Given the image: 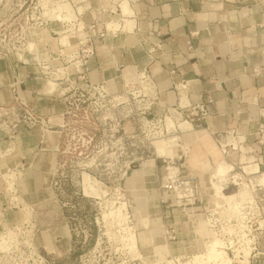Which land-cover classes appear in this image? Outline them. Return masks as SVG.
Returning <instances> with one entry per match:
<instances>
[{
  "label": "crops",
  "instance_id": "obj_1",
  "mask_svg": "<svg viewBox=\"0 0 264 264\" xmlns=\"http://www.w3.org/2000/svg\"><path fill=\"white\" fill-rule=\"evenodd\" d=\"M68 4L71 15L79 17L86 27L103 21L100 28L108 31L88 61L90 83L104 84L119 99L127 83L138 81L139 74L147 72L152 78L149 92L157 98L149 116L160 118L172 109L189 110L201 104L207 107L205 119H186L194 131L180 135L184 145L178 147L183 155L172 159L186 169L183 173H192L206 208L224 201L215 195L211 171L195 166L201 162L192 164L193 156L202 154L216 166V156L208 144L219 146L223 140L228 146L232 141L228 134L235 130L239 150L229 149L227 154L222 152L223 158H217L232 167L260 169L256 133L264 114V78H255L253 70L263 60L264 0H69ZM109 21L119 23L120 28H109ZM74 38L64 27L55 25L33 32L31 43L37 57L26 56L22 63L0 55V230L17 224L20 217L10 206L13 195L5 175L15 177V189L28 204L39 205L50 198L44 192L45 176L60 159L62 129L69 123V83L81 71L69 63L81 59ZM68 39L71 47L62 49L60 42ZM189 40L192 49L188 48ZM159 44L161 48L150 54ZM20 94L41 116L54 118L51 136L41 127L19 123L15 137L10 138L13 118L6 112ZM183 114L186 118L187 113ZM258 178L254 177V182L260 185ZM258 188L264 190V186ZM166 207L172 208L166 218L173 215L177 235L186 233L185 224L200 209L176 206L175 198H170ZM195 229L199 236L207 235L205 222L200 221ZM65 238V247L71 248L70 238Z\"/></svg>",
  "mask_w": 264,
  "mask_h": 264
},
{
  "label": "rangeland",
  "instance_id": "obj_2",
  "mask_svg": "<svg viewBox=\"0 0 264 264\" xmlns=\"http://www.w3.org/2000/svg\"><path fill=\"white\" fill-rule=\"evenodd\" d=\"M66 10L73 17L70 5ZM113 23L109 21L108 27L120 28ZM51 88L55 89L54 84ZM89 101L76 116L67 115L60 159L45 176L49 199L28 204L15 189V177L5 175L13 195L10 206L20 217L17 224L0 230V264H264V190L258 189L254 197L246 184L223 191L228 177L240 175L243 166H234L231 172L233 167L217 158L223 156L220 147L202 141L215 154L217 164L212 167L202 154L194 155L192 164L201 162L195 166L211 171L215 195L232 208L239 202V211L220 212L212 223L199 209L185 224L186 233L177 235L173 215L166 218L172 208L166 207L169 201L162 203L161 185L169 167L178 170L179 164L173 165L172 159L183 155L180 135L194 131L193 126L181 122L176 126L180 133L173 129L170 134L164 127L165 136L170 137L153 141L151 133L160 130L143 127L138 107L127 111L124 105L113 109L104 103L94 108ZM168 124L175 125L171 118ZM259 146L260 169L245 170L253 183L258 176L264 186V146ZM155 148L166 158L159 159ZM221 167L225 169L219 174ZM200 221L205 222L207 235L196 232ZM66 236L71 248L65 247ZM214 241L221 243L218 250L227 262L206 258V244Z\"/></svg>",
  "mask_w": 264,
  "mask_h": 264
},
{
  "label": "built area",
  "instance_id": "obj_3",
  "mask_svg": "<svg viewBox=\"0 0 264 264\" xmlns=\"http://www.w3.org/2000/svg\"><path fill=\"white\" fill-rule=\"evenodd\" d=\"M69 0H11V6L7 10L6 15H0V55L4 57L20 56V61L23 63L26 61V52L28 51L29 44L32 42L33 32L35 30H46L59 25L64 27L66 32H70L75 36V42L77 49H80L81 59L80 61L71 60L69 63L76 64V68H80L76 80H72L69 83L71 97L69 100V109L67 115L75 113L77 111H83L84 105L89 101L92 107L97 108L99 104H111L110 107L117 108L118 105H124V108L132 109L137 108L142 115V125L144 128H152L163 132L167 128L165 126L166 116L160 118H148L152 105H154L157 98L152 96L149 89L144 86H149L152 82V78L147 72H142L138 76V81L127 83L124 87L122 97L115 99L104 84H92L88 81L89 66L88 61L94 55L96 46L103 41L107 36V28L101 29L100 26L104 25L103 21H94L89 26H85L82 20L73 16L68 17V12L64 9V5ZM6 3V0H5ZM4 7V6H3ZM64 37L61 36V40ZM62 49H66L67 46L71 47V41L68 39V43L60 42ZM188 48L192 49L191 40L187 42ZM161 44L152 48L149 53L153 54L157 49L161 48ZM263 60L260 64H257L253 70V76L257 79L264 78V52ZM78 62H81L78 64ZM44 68H47L43 64ZM187 85L184 84V87ZM88 95V97H87ZM121 100V101H119ZM137 100H139V106H136ZM120 102V103H119ZM117 103V104H115ZM119 103V104H118ZM74 105L76 108H74ZM103 107V105H102ZM181 116H184V112L187 113L186 119L193 120L198 118L199 120L205 119L209 112L204 104L192 107L191 109L179 110ZM9 116H12L11 125L12 130L8 132L10 138H14L16 134V128L19 123L25 124L29 128L41 127L45 131L51 130L50 118L41 116L36 109L27 100H23L20 95H17L10 106V110L6 112ZM165 127V130L163 128ZM229 145L223 144V140H220L219 146L224 154L228 153V150H239V142L237 140L238 132L233 130L229 134ZM257 142L259 145L264 146V114L259 122V129L256 133ZM159 159L165 157L158 156ZM175 165V162H172ZM170 168V167H169ZM169 168L168 174L164 178L161 185L164 201L167 203L171 196L176 200V206L200 208L205 211L206 215H209L212 223L217 222L216 216L220 212L232 210L233 212L239 211V202L235 208H232L230 204L224 201L221 206L215 205L213 208H206L202 204L203 192L198 186L196 179L192 174H184L180 171L172 173ZM235 171V167L231 172ZM172 173V174H171ZM242 174V175H241ZM239 175L229 176L228 181L225 182L223 188L226 192L230 185L238 186L246 184L252 190V194L257 192L261 185H257L252 182L253 178L247 174L245 167H242V172ZM215 220V222H213ZM213 229L216 226H211Z\"/></svg>",
  "mask_w": 264,
  "mask_h": 264
},
{
  "label": "bare ground",
  "instance_id": "obj_4",
  "mask_svg": "<svg viewBox=\"0 0 264 264\" xmlns=\"http://www.w3.org/2000/svg\"><path fill=\"white\" fill-rule=\"evenodd\" d=\"M67 5H69L68 3H66L63 7H64V9L66 10V8H67ZM4 6V7H3ZM10 6H11V0H6V3H5V0H0V8H2V12H1V10H0V15H2V16H4V15H6V13H7V10L10 8ZM65 6H66V8H65ZM67 11V10H66ZM70 11H71V9H70ZM68 12V11H67ZM114 24V23H113ZM119 24V23H118ZM129 24H131V23H129ZM129 24H127L125 27H124V30H125V28L129 25ZM120 26V25H119ZM68 42V41H67ZM26 56H36V53H35V46L33 45V43H30L29 44V47H28V51L26 52ZM12 57H15L16 59H20V57H21V55L19 56H14V55H12ZM37 57V56H36ZM51 84H54L53 82L51 83ZM54 86H55V84H54ZM145 88H147V89H150L149 88V86H144ZM21 96V98L23 99V100H27L28 101V99L23 95V94H20ZM169 118H171L173 121H174V123H175V125L174 126H169V124H168V120H169ZM53 120H54V118L53 117H51L50 118V122H52L53 123ZM181 122H186V123H188V124H191L190 122H188V121H186L185 119H182L181 118V113H179V111H177L176 109H172L171 110V114L170 115H168L167 117H166V122H165V126H166V128H167V131H168V133L170 134V131H171V133H172V131H173V129H174V133H176V132H178L179 131V129H177L176 128V126H178L179 125V123H181ZM170 123V122H169ZM170 125H171V123H170ZM192 125V124H191ZM193 126V125H192ZM194 128V127H193ZM46 135H48V136H51V134H52V132L50 131V130H46ZM179 133H180V131H179ZM182 134V133H181ZM151 136H153V141L154 140H157V139H159V138H163V139H168L170 136H165V131L163 132V135H162V131H156V132H154V133H151ZM152 144H153V146H154V143L152 142ZM155 147V146H154ZM220 147V146H219ZM155 150H156V148H155ZM156 153H157V155L160 157V155L158 154V152H157V150H156ZM166 158V157H165ZM225 168H220L219 170H218V172H219V174H221V173H223V170H224ZM169 170L172 172V173H176L178 170H176V172H173V170H171L170 168H169ZM171 173V174H172ZM13 189V188H12ZM122 212V209L120 208L119 209V211H118V214H119V216L121 215L120 213ZM122 217H123V215H122ZM124 218V217H123ZM134 237V236H133ZM131 238V237H130ZM135 239V238H134ZM133 241V240H132ZM207 245V253L205 254V256H206V258L208 259V260H210V261H213V260H215V261H220V262H227V260L225 259V256L223 255V253L222 252H220L218 249V246H221V243L219 242V241H214V242H210V243H207L206 244ZM133 246V245H132Z\"/></svg>",
  "mask_w": 264,
  "mask_h": 264
}]
</instances>
